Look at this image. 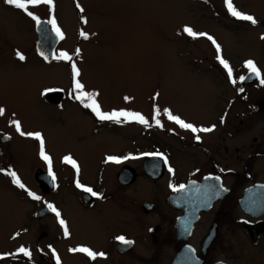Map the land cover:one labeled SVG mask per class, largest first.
<instances>
[{
	"label": "flooded vegetation",
	"instance_id": "af4514ba",
	"mask_svg": "<svg viewBox=\"0 0 264 264\" xmlns=\"http://www.w3.org/2000/svg\"><path fill=\"white\" fill-rule=\"evenodd\" d=\"M231 3L256 23L233 16L226 0L208 3L210 18L221 21L231 45L225 47L216 39L220 46L217 55L212 54L216 69L205 72L212 116L204 122L167 103L150 114L145 106L120 109L139 113L147 124L123 117L119 122L100 120L85 107L90 103L87 98H76L79 91L66 78L36 89V93L50 107L65 111L63 118L70 115L82 122L94 143L91 149L54 153L44 147L50 158L46 161L37 152L40 141L21 136L31 150H24L27 158L20 162L16 159L21 153L18 136L0 121V175L8 176L9 188L12 185L16 194L14 199L4 194V200L17 214L6 245L0 249V264H264V0L253 7L237 0ZM93 5L88 1L75 4L82 18L79 30L86 35L95 32V16L89 21L85 17L94 13ZM0 6L8 13L24 11L5 0H0ZM28 9L40 23L30 17L33 40L27 47L14 49L13 61L24 62L17 55L20 53L24 58L31 54L48 66L69 65L71 57L57 58L63 52L58 49L60 37L55 45L48 36L38 41L37 30L41 31L43 22L53 31L49 21L56 10ZM3 41L0 38V55L5 51ZM50 45L49 60L43 51ZM235 45L254 53L237 55ZM218 56L227 62L231 77ZM249 60L259 76L245 66ZM70 68L65 72L69 78L73 76L72 65ZM82 91L88 94L85 88ZM95 101L101 112L115 111ZM168 113L197 129L213 130L193 132L170 120ZM65 157L76 166L65 162ZM39 171L47 178L44 188L36 176ZM9 172H15L24 188L13 183ZM65 190H71L72 197ZM29 192L40 199H33ZM84 232H89V238L83 237ZM119 237L131 243L125 244ZM79 247L97 255L93 258L70 251Z\"/></svg>",
	"mask_w": 264,
	"mask_h": 264
},
{
	"label": "rangeland",
	"instance_id": "374dc122",
	"mask_svg": "<svg viewBox=\"0 0 264 264\" xmlns=\"http://www.w3.org/2000/svg\"><path fill=\"white\" fill-rule=\"evenodd\" d=\"M85 1L94 4V13L85 17L89 21L92 14L95 16V32L80 38L82 18L75 4ZM261 1L237 0L252 7ZM209 2L221 0H52L51 5H30L56 10L50 20L56 21L63 34L58 49L71 57L70 64L63 66L44 65L31 54H26L23 63L14 62V49L27 47L33 40L34 23L25 11L8 13L0 6V38L4 39L5 49L0 55V108L4 109L0 121L18 136L21 153L16 159L24 162L27 155L22 153L31 150L28 141L21 139H26L29 132H42L44 147L54 153L91 149L94 143L81 127L82 122L70 115L63 118L65 111L50 107L36 93L44 85L66 80L74 83L73 76L65 74L73 64L79 72L75 79L88 94L115 111L145 106L150 114L167 103L189 118L204 122L211 117L207 99L212 95L205 72L216 69L212 58V54L217 55L216 39L225 47L231 45V40L221 21L210 18ZM185 27L205 35L190 36ZM233 50L244 57L254 53L237 45ZM14 122H19L25 135L17 132ZM81 134L85 139L80 141L77 136ZM25 174L29 179L28 169ZM0 182L4 183L0 187L2 249L17 214L4 200L5 195L10 199L16 195L12 185L9 188L8 176L0 175ZM64 194L72 197L71 190ZM83 237L89 238V232H84Z\"/></svg>",
	"mask_w": 264,
	"mask_h": 264
},
{
	"label": "snow or ice",
	"instance_id": "6c2138e0",
	"mask_svg": "<svg viewBox=\"0 0 264 264\" xmlns=\"http://www.w3.org/2000/svg\"><path fill=\"white\" fill-rule=\"evenodd\" d=\"M5 3H7L9 5H13L17 9L24 10L28 16H30L33 20H36L37 23L39 24L40 21L38 20V18L32 12L28 11V7L30 5L31 6H35V5H40V4L51 5L52 4V0H5ZM226 3H227V6H228V9H229L230 13L233 16H235V17H237L239 19H242V20H247V21H251L252 23H256V21L254 20V18L251 15L242 14V13L238 12L237 10H235L233 8V6H232L231 0H226ZM78 7H79V5H78ZM49 23L52 25V29H53V31H55L56 35L58 37H60V38H63V34L61 33L60 29L56 26V21L53 19V20H50ZM184 31L190 36L205 35L203 33L197 34L189 27H185ZM81 35L85 36V38H86V34L85 33L82 32ZM208 38L212 39L211 37H208ZM213 43H215V41H213ZM77 51H79V50H77ZM217 52H219V45H217ZM17 55H18V57L21 60L24 59V57L20 53H17ZM57 58L58 59H65V60L70 59L68 54L67 53H63V52ZM218 59H220L219 56H218ZM220 63L226 69H228L229 76L231 77V75H232L231 69L229 68L227 62L224 61L223 59H220ZM245 66L249 69L250 72L256 74L257 76L260 75V73L257 70L255 64L251 60L247 61ZM72 72H73L74 88L77 91H79V95L76 98L77 99L87 98L90 101V103L85 104V107L91 108L92 111L96 114V116L100 120H114V121L119 122L121 117H123L125 120L134 119V120H137L138 122H140L142 124H147V121L139 113H131V112H125V111H120V112H115L114 111V112H111V113L101 112L100 111V107L96 103L95 99L90 94H87V93L83 92L82 91L83 85L80 84V82L75 79V77L79 75V72H78L75 64L72 65ZM241 79H244V78L241 77ZM262 83H264V81H262ZM241 91H243V89H241ZM3 112H4V109L0 108V114H3ZM165 112H167V110H165ZM168 118L170 120H174L181 127L186 128V129H190L193 132H198V131L210 132V131L213 130L212 128H199V129H197L192 124H188V123L184 122L183 120H181L180 118L172 116L170 113H168ZM153 119L155 120V117H153ZM14 123H15V127H16L17 132H19L21 135H25V133H23L21 131L19 122H14ZM156 123L159 124V121L156 120ZM27 135L34 136L37 140L40 141V155H41V158L46 160V161H49L50 158L44 152V142H43V139L41 138L40 134L39 133H27ZM197 139H199V137H197ZM108 159L112 160V159H115V158L114 157H109ZM65 162L72 163L73 167L76 166L75 161H73L70 157H65ZM165 162H167V161L165 160ZM170 171H171V169H170ZM9 175H11L13 177V183L17 184L21 188H24V185L22 183H20L18 178H16L15 172H9ZM49 175L53 176V173L51 171V167H49ZM54 179H55V177L53 176V180ZM77 187H81V185L78 183ZM84 190L87 191V192H92V190L90 188H85ZM28 194L30 196H32L33 199H37V200L40 199L38 196H36L35 194H33L31 192H29ZM92 194L96 195V193H94V192H92ZM48 207L53 212H56V209L52 205L49 204ZM56 214L59 217L60 214L58 212ZM60 224L63 225L64 221L60 220ZM65 235L66 236L68 235V232H67L66 228H65ZM118 239H120L121 242H123L125 244H130L131 243V241H127L123 237H119ZM20 251L23 252L24 255H29V253H28V251L26 249L21 248ZM70 251L84 252L88 256L93 257V258L95 257V255H97L96 253L92 252L91 250H89L88 248H85V247H79V248H76V249H70ZM100 255H103V254L101 253Z\"/></svg>",
	"mask_w": 264,
	"mask_h": 264
},
{
	"label": "water",
	"instance_id": "95a60500",
	"mask_svg": "<svg viewBox=\"0 0 264 264\" xmlns=\"http://www.w3.org/2000/svg\"><path fill=\"white\" fill-rule=\"evenodd\" d=\"M37 28H38V26H37ZM42 28H43V29H42ZM37 33H38V41H39L40 39H41V40H44L45 36H48L49 38H52V44L55 45V43H56L57 40H58V37H57L56 33H55L54 31H52V30L48 27V25H47L46 22H43V23L41 24V31H40V29H38V30H37ZM45 39H47V38H45ZM52 49H53V47L50 45L49 48L44 49V51H43V52H45V54H46L47 56H49V57H48L49 60H50V58H52V56L48 54V51H51ZM51 52H52V51H51ZM36 176H37V178H38V180H39V182H40L42 188H44L43 186H44L45 183H47V178H46L44 175H42V172H41V171L37 172Z\"/></svg>",
	"mask_w": 264,
	"mask_h": 264
}]
</instances>
